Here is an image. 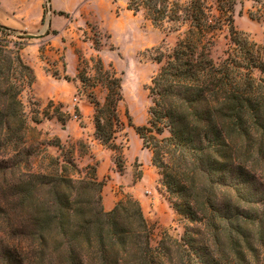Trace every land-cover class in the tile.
I'll list each match as a JSON object with an SVG mask.
<instances>
[{"label":"trees","instance_id":"trees-1","mask_svg":"<svg viewBox=\"0 0 264 264\" xmlns=\"http://www.w3.org/2000/svg\"><path fill=\"white\" fill-rule=\"evenodd\" d=\"M237 1L126 4L154 25L165 19L187 23L171 51L157 58L147 124L128 121L150 148L184 223L178 239L164 232L156 245L154 227L136 198L127 193L105 210L96 166H78L59 137L28 125L20 99L35 81L21 55L27 43L9 38L18 32L0 25V232L7 238L2 252H13L18 264H264V45L235 28ZM223 24L231 45L214 61L210 47ZM90 61L93 86L105 89L102 102L89 94L94 137L117 152L116 134L124 126L118 108L122 79L99 56ZM77 76L90 80L83 69ZM59 105L65 124L67 112ZM41 120L32 117L35 124ZM165 129L168 135L162 136ZM51 146L58 155L48 152Z\"/></svg>","mask_w":264,"mask_h":264},{"label":"rangeland","instance_id":"rangeland-1","mask_svg":"<svg viewBox=\"0 0 264 264\" xmlns=\"http://www.w3.org/2000/svg\"><path fill=\"white\" fill-rule=\"evenodd\" d=\"M127 1L0 0L6 8L0 11V25L18 32L17 37L9 38L27 43L21 55L34 71L37 90L64 92L69 88V81L78 82V92L70 97L71 103L75 104L73 115L64 107L62 109L67 112L65 124L59 120L62 117L58 111L60 101L39 99L33 92V84L31 89H25L20 99L25 105L28 125L47 133L50 138L59 137L78 166L93 164L96 169L100 166L103 176L97 177L104 180L101 197L105 210L113 208L127 193L136 198L154 227L152 243L156 245L164 232L178 239L184 223L173 209L160 169L151 162L150 148L143 147L142 139L128 121L130 118L134 125L147 124L151 105L149 86L161 65L157 58L171 51L183 36L187 23L165 19L161 24L154 25L144 17L142 10L135 14L127 10ZM188 1L170 0L180 6ZM208 2L213 4V0ZM57 11H64L68 16L59 15ZM232 15L236 29L264 45V0L237 1ZM52 30L57 33L53 34ZM31 34L42 35L25 38ZM230 45L228 25L223 24L215 34L210 56L219 61ZM95 56L102 59L105 68L113 69L122 79L123 98L118 108L124 126L115 138L121 153L103 146L94 137V107L89 94L92 93L99 102L105 96L102 85L93 86L95 65L90 58ZM79 58L85 61L79 62ZM66 65L69 80L51 75L54 71L61 77L66 73ZM79 69H83L90 78L86 83L78 78ZM80 100L83 101L79 108L76 103ZM35 115L42 117L38 124L32 121ZM80 131L83 133L81 136ZM167 135L165 129L162 136ZM48 152L53 156L59 153L52 146ZM6 242L7 238L0 232V264H18L13 252L6 254V248L2 252Z\"/></svg>","mask_w":264,"mask_h":264},{"label":"crops","instance_id":"crops-1","mask_svg":"<svg viewBox=\"0 0 264 264\" xmlns=\"http://www.w3.org/2000/svg\"><path fill=\"white\" fill-rule=\"evenodd\" d=\"M4 9H6V8L3 6V4L0 3V11L1 10L3 11ZM65 70H66L65 71L66 74L70 75L68 73V70H67V65H66V69ZM68 85H69V88L66 91H64V92H62L61 90H55V91H49L47 93V92L41 91L40 89L37 90V82L34 81V83H33V92L41 100H44V99H57L58 101H60L64 105V108L69 113H72V109L74 108L75 104L71 103L70 97L75 95V93H76V91L78 89V82L76 80H72V81L68 82ZM82 101L83 100H80L79 103H76L79 108L82 105ZM72 115H73V113H72ZM81 135H83L82 131H80V135L79 136H81ZM97 175H99V176L102 175L103 176V172H102L100 166L97 169Z\"/></svg>","mask_w":264,"mask_h":264},{"label":"water","instance_id":"water-1","mask_svg":"<svg viewBox=\"0 0 264 264\" xmlns=\"http://www.w3.org/2000/svg\"><path fill=\"white\" fill-rule=\"evenodd\" d=\"M42 34H31L30 36L40 37Z\"/></svg>","mask_w":264,"mask_h":264}]
</instances>
